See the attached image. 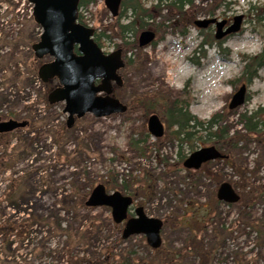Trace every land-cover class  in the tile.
Listing matches in <instances>:
<instances>
[{
    "label": "rangeland",
    "instance_id": "1",
    "mask_svg": "<svg viewBox=\"0 0 264 264\" xmlns=\"http://www.w3.org/2000/svg\"><path fill=\"white\" fill-rule=\"evenodd\" d=\"M184 11L178 17L163 10L154 20L155 41L140 47L139 31L136 46L126 48L119 16L103 0L82 8L96 33L108 35L104 51L123 49V85L114 92L129 109L103 117L87 113L68 127L65 103L48 102L54 84L38 75L50 57L34 52L42 27L32 6L0 0V119L28 123L0 134V264H264V136L247 132L240 121L264 107V66L251 83L241 75L244 60L264 48V0H194ZM237 15H243L240 31L221 45L215 25L194 23L216 18L230 25ZM212 36V45L201 46ZM243 84L246 101L231 109ZM183 90L192 114L206 120L221 115L231 141L221 149L228 159L198 170L183 166L181 154L216 145L199 139L180 147L166 112ZM153 113L165 124L159 138L148 130ZM226 181L242 197L237 203L217 199ZM100 183L108 192L126 185L137 193L129 217L143 206L164 221L159 249L143 234L124 239L125 223H116L109 207L85 205Z\"/></svg>",
    "mask_w": 264,
    "mask_h": 264
},
{
    "label": "water",
    "instance_id": "2",
    "mask_svg": "<svg viewBox=\"0 0 264 264\" xmlns=\"http://www.w3.org/2000/svg\"><path fill=\"white\" fill-rule=\"evenodd\" d=\"M34 4V19L42 27L40 40L33 45L38 58L52 57L42 64L38 74L42 81L57 78L59 86L53 89L48 100L51 104L64 102V112L68 114L67 126L71 127L77 118L87 113L95 117L108 116L127 110V106L112 95L113 83L121 86L122 76L119 70L125 66L121 48L105 53L93 36L95 29L78 22L79 0H29ZM123 0H104L105 6L116 17ZM208 1V0H201ZM195 25L205 28L215 24V38L220 40L240 31L243 15L234 17L232 24L225 28L227 20L216 18L195 20ZM156 38L154 30H143L138 38L139 46L144 47ZM77 47V52L75 48ZM100 80V83H96ZM247 85L243 84L233 94L229 103L231 109L245 103ZM26 121H0V132L12 131L23 127ZM148 130L156 138L162 137L165 126L160 117L153 113L148 118ZM226 157L215 145L193 151L185 160L187 169H199L211 160ZM217 198L226 203H236L240 199L233 185L221 183ZM133 204L130 195L121 191L107 192L102 183L95 186L85 201L88 207L107 206L111 208L112 218L116 223L126 220L122 236L127 239L133 235L144 234L149 246L158 248L162 244L161 230L163 220L148 216L143 206L135 209V216L128 218V211Z\"/></svg>",
    "mask_w": 264,
    "mask_h": 264
},
{
    "label": "trees",
    "instance_id": "3",
    "mask_svg": "<svg viewBox=\"0 0 264 264\" xmlns=\"http://www.w3.org/2000/svg\"><path fill=\"white\" fill-rule=\"evenodd\" d=\"M95 0H79V7H88ZM194 0H153L151 5L146 4V0H123L118 17V28L122 34L124 40V46L132 47L136 46L135 36L137 32L145 29H158L154 20L162 13L163 10L175 11L178 17H181L185 11L186 6L192 5ZM255 8V7H253ZM258 13V12H257ZM258 19L261 20V14H257ZM127 18L126 22H121L122 19ZM79 20L83 24H87L83 15L80 13ZM157 31V30H156ZM106 35L105 31L97 32L94 36L95 41L102 47V39ZM131 37L133 41H130ZM215 42L213 36L206 38L203 44L207 43L212 45ZM222 41H218L216 44L221 45ZM132 62L131 59H128ZM245 64L241 71V75L246 79L247 83H251L254 78L258 77L260 68L264 66V48L263 50L253 56L244 60ZM51 86L50 90L54 89L55 82ZM190 99L186 95L185 91L179 96H175L173 101L167 108V124L170 128L174 129V135L179 142L180 147L185 145L191 146L193 142L202 139L207 142L212 139L218 146L230 147L231 141L229 140V129L226 125L221 124V115L215 113L210 119H201L195 114L190 112ZM241 123L243 124L247 132L253 134H262L264 136V107H259L257 110L251 111L250 114H242ZM3 134V133H0ZM193 148L191 147V150ZM181 154V153H180ZM179 154V155H180ZM181 159L184 160L187 154H181ZM122 190L126 194L135 196L132 189L124 185ZM251 199V197H249ZM242 199V197H241ZM252 216H249L251 218ZM257 229L258 226L256 227ZM202 242V241H201ZM205 258V253L203 252Z\"/></svg>",
    "mask_w": 264,
    "mask_h": 264
},
{
    "label": "flooded vegetation",
    "instance_id": "4",
    "mask_svg": "<svg viewBox=\"0 0 264 264\" xmlns=\"http://www.w3.org/2000/svg\"><path fill=\"white\" fill-rule=\"evenodd\" d=\"M228 22V21H227ZM229 24H227L226 25V27L228 26ZM50 60H51V58H50ZM49 60V61H50ZM50 81H54V82H56L57 80L54 78V79H52V80H50ZM114 91H115V87H114ZM114 94H115V92H114ZM128 105V104H127ZM128 109H129V105H128ZM1 120V119H0ZM223 153V152H222ZM223 154H225V153H223ZM226 155V157H224L223 159H220V160H224V159H228L229 158V155L228 154H225ZM157 249H159V248H157ZM157 249H155V250H157Z\"/></svg>",
    "mask_w": 264,
    "mask_h": 264
}]
</instances>
